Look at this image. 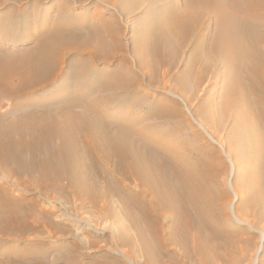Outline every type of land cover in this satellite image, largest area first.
Instances as JSON below:
<instances>
[{
	"label": "bare ground",
	"instance_id": "6f19581e",
	"mask_svg": "<svg viewBox=\"0 0 264 264\" xmlns=\"http://www.w3.org/2000/svg\"><path fill=\"white\" fill-rule=\"evenodd\" d=\"M20 1L25 3L0 0V5ZM183 5L185 10L173 6L178 12L164 14L169 20L153 38L155 44L163 40L167 49L151 53L145 48L140 51L145 58L137 55V63L152 78L151 69L163 66L165 73L178 66V51L189 42L193 45L187 62L192 67L198 63L197 53L206 49L210 58L201 59L194 80L206 73L224 76L235 122L232 134L243 152L249 149L256 154V187L239 178V188L233 189L235 163L225 152L229 162L226 185L232 192L227 204L216 170L161 141L134 115L118 114L116 101L128 89L127 79L116 70L104 76L94 67L96 61L107 63L114 57L109 44L98 39L99 47L86 48L88 57L81 58L74 52L86 53L82 43L72 29L64 28L61 18H53L48 29H39L32 47H0L1 232L9 228L21 235L31 220L56 229L51 218L56 203H72L76 209L88 205L105 217L115 216L118 206L149 264H197L196 260L209 264L206 253L212 247L207 243L219 236V218L249 225L234 207L238 200L248 201L242 188L253 192L252 205L264 217V0H185ZM15 20L4 18L1 23L13 25ZM197 34L205 35L208 42L194 41ZM65 60H75V64L64 68ZM184 74L172 77L180 81ZM63 77L70 80L63 90L47 97L37 95ZM246 117L255 124L246 122ZM198 127L217 144L201 123ZM27 191L32 195H26ZM46 202L55 204L42 210ZM224 242L223 246L232 244ZM39 253L38 263L48 264L43 250ZM162 256L171 260L165 262Z\"/></svg>",
	"mask_w": 264,
	"mask_h": 264
},
{
	"label": "rangeland",
	"instance_id": "374dc122",
	"mask_svg": "<svg viewBox=\"0 0 264 264\" xmlns=\"http://www.w3.org/2000/svg\"><path fill=\"white\" fill-rule=\"evenodd\" d=\"M85 1L24 0L25 3L20 1L16 2L17 4L0 5V47L5 50L32 47L40 32L39 29H48L53 18H61L64 28L72 29L73 36L76 35L74 37L82 43V48H80L86 53L74 52L81 58L88 57L86 48H98L97 41L101 39L104 43L109 44L107 48L114 57L107 63L96 61L94 67L104 76L112 74L116 70L129 83L127 84L128 89L126 88L125 92L120 93L121 98L116 101L118 114L134 115L141 122L140 124L149 127V131L153 132V135L162 138L161 141L166 142L181 154L190 156L189 158L194 161L196 159L200 162L201 160L205 161L208 166L216 170L219 186L223 185L222 188L225 191L222 200H225L227 204L231 200L232 192L226 185L229 177V162L225 152L235 163V172L231 176L233 189L234 187L239 188L236 183L241 178H246L250 187H256L259 177V170L254 162L256 154L249 149L243 152L232 134L235 122L232 108L226 98L227 83L223 79L224 76L221 74L210 76L206 73L202 79L194 80L193 73L202 63L201 59L210 58L206 49L198 51V63L192 67V64L187 62V56L190 54L193 44L189 42L182 46L178 51L181 58L178 66L167 69L166 74L163 73V66L156 67L155 70L151 69L153 80L148 77V74L141 72L146 68L143 67L141 70L140 64L137 63V55H142V58H145L144 52L140 53L145 48H149L151 53L154 50L161 52L167 49L163 40L155 44L153 38L157 35L156 32L159 31L161 24L169 20L164 17V14L173 15L175 12L185 10L186 7L183 5L185 0ZM164 5L167 8H164ZM173 6H178L179 9ZM174 9L178 11H173ZM4 18H16L17 20L14 24L12 23L13 25H5L1 23ZM37 24L40 25L37 26ZM66 24L68 26H65ZM212 26L214 25L212 24ZM194 41H198L200 44L208 42L206 36L201 34H197ZM70 45L76 46V43ZM137 49L139 50L137 51ZM73 63L75 64V60L66 61L62 66L66 68L73 66ZM184 72L180 81H175L172 77ZM186 75L189 81L186 80ZM69 82V79L65 80L64 78L62 81H58L56 86L53 85V87H47L48 89L44 88L37 92V95L51 96L55 94V91L58 93L63 90ZM175 94L179 97L177 98ZM246 122L255 124V121L252 122L247 117ZM198 123L205 127L218 145L212 142L209 136L198 127ZM242 190L243 196L247 194L244 198H247L248 201L247 203L238 202L239 200L235 202V212L254 229L244 223L236 224L233 220L227 223L224 218L217 219L222 221V227L218 238H211L207 243L213 248L208 249L206 253L207 258L210 256L207 259L209 264H264V217L259 215V208L252 205L253 192L246 193L244 188ZM25 193L28 196L32 195V191ZM36 196H39L43 201L41 195L36 194ZM52 204L54 205L55 202L43 203L42 210ZM218 204L217 207L220 205ZM74 205L72 203L65 205L56 203L55 207L53 206L56 213L51 218L52 223L57 226L56 229L43 221L35 220L36 222H33L31 220V225L21 235L9 228L0 231V264H40L38 263L40 250H43L44 258L48 264L148 263L141 255L133 229H128L124 210H119L116 206L118 212L115 213V216L105 217L94 207L87 205L82 209H76ZM223 233H225L223 235V238H226L225 242L231 241L230 246L221 239L220 234ZM125 234L126 241L124 240ZM222 242L226 245H224L225 247ZM234 245L235 247H233ZM232 252L233 255H231ZM168 257L162 256L161 259L163 258L162 260L167 262V260H171L170 257L167 259ZM196 263L201 264L197 260Z\"/></svg>",
	"mask_w": 264,
	"mask_h": 264
}]
</instances>
